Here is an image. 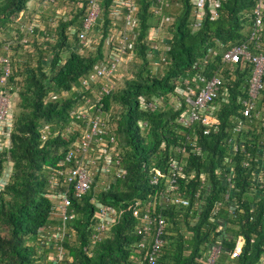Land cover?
Masks as SVG:
<instances>
[{"label": "trees", "instance_id": "1", "mask_svg": "<svg viewBox=\"0 0 264 264\" xmlns=\"http://www.w3.org/2000/svg\"><path fill=\"white\" fill-rule=\"evenodd\" d=\"M115 1L99 0L101 13L83 47L79 35L88 0H0V78L2 59L9 66L0 90L11 95L8 144L0 148V264H51L53 235L62 224L51 209L54 195L63 191L73 214L65 223L63 264H145L150 238L139 247L140 216L163 188L164 179L150 185L153 171L167 175L171 161L183 166L178 183L188 205L157 199L156 212L166 226L155 264H204L212 243L223 248L219 262L258 264L264 253V87L245 118L241 103L248 97L252 67L221 61L225 51L249 41L256 0H223L218 19L206 17L196 32L189 0H161L168 7L138 0L131 59L123 66H129L130 78L124 77L123 87L116 85L121 68L112 79L117 87L99 96L107 80L92 76L107 63L110 38L125 24V8L117 16L111 13ZM164 32L168 35L159 47ZM260 43L264 53V34ZM203 59L206 65L193 69ZM158 69L161 76L154 75ZM200 71L222 82L208 113L209 124L218 129L210 127L208 135L203 131L210 125L201 121L190 127L178 122L187 109L184 80L191 82ZM88 100L98 102L99 112L94 108L85 121L76 120L72 114L89 107ZM149 103L158 108L151 110ZM96 115L107 121L126 174L116 177L112 169L107 186L96 174L81 198L61 179L51 188V175L64 170L58 164L80 137L79 131L72 132L74 123L86 125ZM240 121L243 126L235 131ZM227 174L232 187L223 180ZM92 200L116 211V223L104 234L96 232ZM240 235L245 238L242 254L230 259L228 251Z\"/></svg>", "mask_w": 264, "mask_h": 264}, {"label": "built area", "instance_id": "2", "mask_svg": "<svg viewBox=\"0 0 264 264\" xmlns=\"http://www.w3.org/2000/svg\"><path fill=\"white\" fill-rule=\"evenodd\" d=\"M138 0H116V8L111 10L114 15H119L120 11L125 8V24L122 30L117 32V36L114 40L110 38L109 50L107 52L106 64H101L96 73L92 76V79L104 76L107 80L100 91L99 96L108 95L111 90L115 88V83L112 79L115 78L116 73L131 59L129 50L132 48L133 40L131 39V33L135 27V21L133 19L136 11ZM223 0H189L192 7L194 19L191 22V29L193 32L198 31L203 26V21L206 17L210 20H217V10ZM165 6L168 7L167 2ZM101 13V6L99 0H88L86 16L82 24V32L79 37L82 42V46L86 47L88 43L84 41L86 32L95 24L97 18ZM154 14L157 11L154 10ZM166 19V18H165ZM251 29L249 35V41L236 44L231 49L225 51L222 54L221 61L227 64H239L251 65V76L249 78L248 85V97L243 100L241 105L243 107V116L249 117L256 108L257 99L263 90V76H264V53L261 51V40L264 34V0H256L254 8L251 14ZM31 31V27L28 28ZM152 39L158 41L157 29L153 28ZM163 42V39L160 38ZM254 46V50L251 46ZM155 48V47H153ZM257 51V52H256ZM5 64L3 70L4 75L0 78V83L3 85L6 83V77L9 74V66L7 61L2 59ZM206 59L202 62L195 63L193 69H199L200 64L206 65ZM192 82V83H191ZM185 79V90H181V94L184 96V103L186 105V111L178 119V122L185 126L190 127L196 122H202L205 125H210V116L208 113L213 111V102L217 98L219 90L221 88V79L213 76L206 77L201 71L193 78V80ZM85 83V82H84ZM98 102L101 97H97ZM97 101H87L89 107L81 106L75 111L72 116L76 120H86L89 111L95 108L96 112H99L97 108ZM160 101L158 102V104ZM148 107L151 110L158 108L157 103H149ZM11 108V95L9 90H0V148L7 146V119L10 115ZM211 114V113H210ZM243 124L242 121L234 127L235 131H240ZM210 127L216 131L217 126H209L204 131V135L210 133ZM80 132V137L76 139L72 146L67 150L63 159L59 162V167H64L63 171L56 170L55 174L51 175L49 183L51 188L59 186V179L66 184L73 187L75 198H81L90 190L93 184L96 174L102 178V184L108 185L107 177L110 171L113 169L114 176L120 177L122 174H126L121 165V155L117 147V142L113 135L110 134L107 121L101 116H94L92 119H88L86 125L80 123H74V129L72 132ZM1 136H5L2 140ZM155 175L150 180V185L158 186L161 179H164L163 188L158 191L157 198L154 201L148 202L144 207L140 216L141 225L138 227L137 233L141 236L140 248L146 246L148 238H150L149 248L144 256L145 264H155L156 259L160 253V249L163 245L162 236L166 226L165 219L158 214L157 211V199L166 197L167 202L172 204L188 205L187 201L181 197L178 180L183 176V166L175 161H171L168 167L167 175H162L159 171L154 170ZM232 174V173H231ZM231 174L225 175L223 180L225 183L232 187ZM111 177V176H109ZM162 177V178H161ZM4 185V182L0 180V186ZM159 198V199H160ZM228 198V195H226ZM55 204L52 206L51 215L58 216L62 219L61 226L55 232L54 239L55 251L50 256L51 264H63L65 259V249L62 247V242L66 237L65 223L73 218L72 212H68L69 200L67 191L57 192L54 195ZM160 201V200H159ZM92 203L96 206L97 212L95 218L97 219L96 232L98 234H104L109 231L117 220L116 211L107 206L97 203L96 200H92ZM140 203V202H139ZM53 236H51L53 238ZM51 239H48V243H51ZM245 246V238L240 235L234 240L233 248L228 251L230 259H237L241 254ZM223 253V248L219 243H212L207 246V252L205 254L204 264H226L219 262V259ZM258 264H264V253L260 257Z\"/></svg>", "mask_w": 264, "mask_h": 264}, {"label": "rangeland", "instance_id": "3", "mask_svg": "<svg viewBox=\"0 0 264 264\" xmlns=\"http://www.w3.org/2000/svg\"><path fill=\"white\" fill-rule=\"evenodd\" d=\"M46 14V13H45ZM44 14V15H45ZM41 21V20H40ZM40 24H42V21L40 22ZM43 25V24H42ZM167 35H168V33L166 32H164L163 34H162V36H161V39H163V40H165V38L167 37ZM162 45H163V42H159V44H158V46L159 47H162ZM131 73V71H130V68H129V66L128 67H124L123 68V71H122V77H120V78H122V79H120V80H118L117 82H116V85L118 84V86L119 87H123V85H124V80H125V78H130V76H129V74ZM154 75H162V71H161V69H158V72L156 71V74H154ZM127 76H129V77H127ZM125 77V78H124ZM124 78V79H123ZM117 87V86H116ZM16 99H17V97H15L14 96V101H16ZM172 100H174V98H172Z\"/></svg>", "mask_w": 264, "mask_h": 264}]
</instances>
